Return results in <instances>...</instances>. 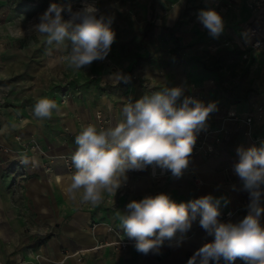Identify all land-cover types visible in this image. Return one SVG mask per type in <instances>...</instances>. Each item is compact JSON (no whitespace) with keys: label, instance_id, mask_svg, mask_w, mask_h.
<instances>
[{"label":"crops","instance_id":"crops-1","mask_svg":"<svg viewBox=\"0 0 264 264\" xmlns=\"http://www.w3.org/2000/svg\"><path fill=\"white\" fill-rule=\"evenodd\" d=\"M199 2L201 6L214 7L221 13L225 21L223 33L219 38H212L197 19L192 23L185 20L184 26L191 29L174 37L173 41L177 39L178 44L173 47L176 48L174 59L171 60L172 54L168 53L163 57L169 60L167 67L158 71L164 74V87L184 85L186 95L195 96L206 104L216 103L217 110L210 114L207 123L215 128L224 126L226 132L222 141L210 155H192L181 178L172 177L170 172L155 180L147 174L127 177L129 187L122 186L119 195H105L107 205L115 199L121 202L118 211L107 208V212L103 211L106 218L99 221L102 215L97 212L101 209L96 211L90 204L74 203L64 197L63 191L71 176L65 173L60 158L70 149L63 146L66 139L62 137L57 142L53 141L50 148L45 149L47 154H59L50 163L53 171L45 174L43 163L46 153H39L32 145L38 142L37 139L46 137L44 134L48 131L42 129L37 118L26 115L29 108L22 109L27 105L22 109L16 108L15 101L25 99V95L18 98L17 94H12L7 107L0 109V261H14L21 256L27 259L31 249L59 264H187L196 250L214 240V236L208 235L198 221L178 244L166 241L161 257L160 251L147 255L139 253L134 244L125 248L114 245L127 238L120 228L118 213L131 200L161 192L169 194L177 203L208 194L217 198L224 196L229 203L227 206L222 203L220 209L232 212L227 222H238L247 215L249 194L242 189L233 166L239 159L238 147H259L264 142L255 140L264 136V47L259 51L247 48L249 39L242 27L254 20V14L246 0ZM180 21L171 20L169 25H177ZM197 26L201 30L199 35L192 31ZM156 37L159 44L160 37ZM244 52L248 54L246 58L243 57ZM145 94L135 92L131 100L134 102ZM113 101L107 95V106L113 107ZM21 110L23 115H20ZM230 111L241 117L250 115L251 123L227 119ZM118 119L119 115H116L111 122L109 120V126H114ZM198 138L199 134L197 141ZM33 162L34 168H31ZM64 202H67V207ZM53 219H71V222L60 224ZM107 242L111 245L96 247ZM185 244L188 248L183 247ZM239 264L242 261L239 260Z\"/></svg>","mask_w":264,"mask_h":264},{"label":"clouds","instance_id":"clouds-1","mask_svg":"<svg viewBox=\"0 0 264 264\" xmlns=\"http://www.w3.org/2000/svg\"><path fill=\"white\" fill-rule=\"evenodd\" d=\"M114 19V14L101 12L96 0H85L75 10L71 4L51 3L37 22L19 34L35 32L49 46L70 42L64 59L69 69L80 71L109 55L116 40ZM197 20L212 38H219L224 31V18L214 7L200 10ZM110 79L119 83L127 82L128 77L116 72ZM185 92L184 85L163 87L134 102L128 100L114 126H84L75 136L76 149L71 155L75 171L64 188L68 198L98 206L106 194L117 193L129 171L152 168L155 174L158 168L181 178L189 167L198 134L206 130L210 114L217 110L215 102L206 104ZM54 110L59 111L57 103L41 97L33 114L45 120ZM237 155L233 169L249 194L247 215L235 223L221 222L220 207L229 203L224 196L208 194L177 203L167 193L146 195L127 203L117 217L125 235L134 240L135 250L147 255L158 253L165 241L178 244L198 221L214 240L196 250L187 264H235L238 259L242 264H264V142L259 147L240 146Z\"/></svg>","mask_w":264,"mask_h":264},{"label":"rangeland","instance_id":"rangeland-1","mask_svg":"<svg viewBox=\"0 0 264 264\" xmlns=\"http://www.w3.org/2000/svg\"><path fill=\"white\" fill-rule=\"evenodd\" d=\"M84 2L85 0H0V109L7 107L12 94H17L18 98L25 95V99L15 101V106L22 109L27 105L22 110L29 108L26 115L36 118L33 108L37 99L47 97L54 100L59 111L54 110L50 119H37L41 122L42 129L48 131V134H44L46 137L37 139L44 149H41L38 142H33L32 148L45 154V149L50 148L51 142H57L64 137L67 142L63 146H69L70 149L67 154H61L60 158L68 176L75 171L71 163V155L76 149L75 136L88 124H94L98 129L109 127V120L111 122L120 114L122 106L134 98L135 92L151 94L158 88H163L164 74L158 70L166 68L169 62L163 57L172 54L171 60L174 59L176 48L173 47L178 46L177 39L173 41L174 37L190 30V27L184 26L185 20H191L192 23V20L197 19L198 12L207 7L201 6L199 0H96L102 13L114 14L112 28L116 33V40L103 61H95L80 71L69 69L64 59L70 50V42L49 46L45 38L35 32L20 36V30H26L30 23L37 22L36 18L51 3L71 4L75 10ZM113 4L118 7H110ZM175 19L182 20L177 24L179 27L169 25ZM13 31L16 35H13ZM192 31L199 35L201 30L197 26ZM156 36L160 37L159 44L155 41ZM178 50L181 51V48ZM116 72L128 77L127 82H113L110 76ZM107 95L114 99L113 107L107 106ZM22 110L20 115H23ZM58 155L46 153L43 163L45 174L53 171L50 163ZM34 163H31V168H34ZM139 174L158 179L154 178L150 168L143 172L129 171L127 177L135 178ZM123 187H129L127 180ZM119 193L118 190L116 194ZM64 197L68 198L66 193ZM120 204L115 199L107 205L105 198L103 203L94 206L96 211L101 209L97 212L102 215L99 221L106 218L103 211L107 212V208L118 211ZM64 205L67 207V202ZM55 221L68 224L71 219ZM165 244L166 241L162 246ZM162 246L159 257L163 255ZM30 251L32 252L30 256L27 255V259L21 256L14 261H0V264L60 263L50 260L37 250ZM236 262L239 264V259Z\"/></svg>","mask_w":264,"mask_h":264},{"label":"built area","instance_id":"built-area-1","mask_svg":"<svg viewBox=\"0 0 264 264\" xmlns=\"http://www.w3.org/2000/svg\"><path fill=\"white\" fill-rule=\"evenodd\" d=\"M246 4L254 14V20L252 22L245 23L242 27V31L249 39V42H247V48H250L254 51H259L262 47H264V0H246ZM247 55L248 54L246 52L243 53L244 58H246ZM259 109L261 110V108ZM227 119L234 120L235 122H244L247 124H250L252 121V117L250 115L241 117L238 116L235 112L231 111L227 113ZM225 132L226 130L224 126L221 125L220 127L215 128L207 123L206 130H203L199 133V138L194 146L192 155L196 153L210 155L214 151L215 146L222 141ZM257 139L264 141V136L255 138V140ZM150 169L152 170V175H154V178H159L163 175H166V172L162 173L158 168L155 170V174H153V169ZM220 212L221 215L219 219L221 222H227L232 216V212L230 210L220 209ZM229 213H231V215H229ZM134 243V240H131L127 237L125 239L118 240L114 243V245L125 248L128 245H132ZM106 245L109 246L111 245V243L107 242L104 244H99L98 246L104 247ZM183 247L188 248V245L185 244ZM79 252L81 253L82 250H79ZM80 259L81 257H78V260ZM213 264H215V262ZM221 264H223V261L221 262Z\"/></svg>","mask_w":264,"mask_h":264}]
</instances>
